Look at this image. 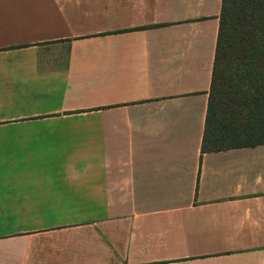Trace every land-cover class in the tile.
Wrapping results in <instances>:
<instances>
[{"label": "crops", "instance_id": "obj_1", "mask_svg": "<svg viewBox=\"0 0 264 264\" xmlns=\"http://www.w3.org/2000/svg\"><path fill=\"white\" fill-rule=\"evenodd\" d=\"M222 0H0V264H264V144L202 152Z\"/></svg>", "mask_w": 264, "mask_h": 264}, {"label": "trees", "instance_id": "obj_2", "mask_svg": "<svg viewBox=\"0 0 264 264\" xmlns=\"http://www.w3.org/2000/svg\"><path fill=\"white\" fill-rule=\"evenodd\" d=\"M264 144V0H222L202 152Z\"/></svg>", "mask_w": 264, "mask_h": 264}]
</instances>
